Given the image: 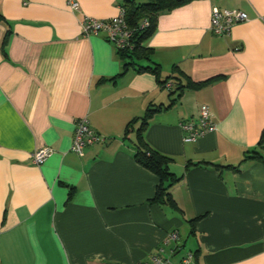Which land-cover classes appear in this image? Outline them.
<instances>
[{
  "label": "crops",
  "instance_id": "0c3cea01",
  "mask_svg": "<svg viewBox=\"0 0 264 264\" xmlns=\"http://www.w3.org/2000/svg\"><path fill=\"white\" fill-rule=\"evenodd\" d=\"M122 1L0 0L10 31L0 49V264H150L160 249L173 263L197 252L185 264H264V163L242 161L253 150L264 158V0H191L160 13L144 43L141 65H158L161 79L174 66L193 83L221 77L184 91L144 133L180 178L170 188L178 211L149 203L158 178L134 160V134L123 139L147 105L169 103L174 80L161 89L130 68L108 81L124 62L103 34L81 32L84 18L109 20ZM213 7L248 21L215 36ZM5 31L0 24V45ZM201 106L214 127L183 143L181 124ZM82 118L103 140L78 157L70 148ZM42 147L53 152L37 166Z\"/></svg>",
  "mask_w": 264,
  "mask_h": 264
},
{
  "label": "trees",
  "instance_id": "16d2710c",
  "mask_svg": "<svg viewBox=\"0 0 264 264\" xmlns=\"http://www.w3.org/2000/svg\"><path fill=\"white\" fill-rule=\"evenodd\" d=\"M191 0H145V2L138 3L136 0H123L120 7L125 11V20L129 26H137L143 20H146L148 25L142 29L136 31L133 35L132 42L133 48L129 50L118 51L117 54L121 61L124 62L121 72L114 78L108 81L114 82L117 78L122 77L130 68H133L136 72H150L156 76L161 89H166L165 84L169 80H174L175 88L168 90L169 103L167 105L153 104L150 103L146 106L144 113L141 117L131 119L125 126L123 132V139H126L129 134H134L133 149H134V160L138 165L153 173L158 178V185L156 186L155 194L150 204H158L170 207L174 210H179L175 201L173 200L170 188L172 185L177 183L180 178L173 174L169 165L171 159L153 150L145 141L144 133L149 125L152 117L163 111H167L176 105L183 92L186 90L197 91L200 90L218 80L221 77H213L208 80L199 83H193L189 77L184 74L177 67L172 68V72L176 73L174 76L166 77L165 79L160 78L159 66L155 64V67L142 66L139 62L143 60L150 61L151 49L146 48L144 43L154 34L156 30L157 17L160 13L174 10L178 7L185 5ZM0 24L6 26V31L3 36L0 49L4 53V49L7 44L8 34L10 33L8 23L0 14ZM107 80H102L105 82ZM137 125V127H135ZM264 144V130L262 136L257 144L258 148L262 149ZM245 160H258L264 163V158L258 151H248L245 153L242 161ZM241 163V162H240ZM215 168L230 169L238 172V166H214ZM199 217L187 221L191 227L190 234H194V225ZM193 257H197V252L192 253Z\"/></svg>",
  "mask_w": 264,
  "mask_h": 264
},
{
  "label": "built area",
  "instance_id": "2783aa9c",
  "mask_svg": "<svg viewBox=\"0 0 264 264\" xmlns=\"http://www.w3.org/2000/svg\"><path fill=\"white\" fill-rule=\"evenodd\" d=\"M71 10L77 9V3L69 2ZM248 21L246 14L239 10L219 9L213 7L210 14V32L218 37L227 36L230 33L232 26L235 24ZM148 25L146 20L140 22L137 26H129L125 20V11L119 7L118 14L109 20H96L92 18H84L81 22V32L84 36L103 34L105 39L110 42L118 51L129 50L133 48L132 38L136 31ZM165 88H171L170 83L165 84ZM214 124L210 118V113L205 106H201L198 116L195 120L191 119L181 124L184 132L182 142L194 143L198 138L202 137L207 131L212 130ZM103 140L97 135L88 125L85 118L77 121L74 130V137L70 151L78 157L84 155V150L88 146L99 143ZM53 150L49 147H42L35 150L31 156L33 164L41 165L51 154ZM176 234H170L169 240H175ZM159 253L153 255L150 259V264H185L190 261L192 255L189 254L181 259L178 263H173L169 257ZM136 264H148L146 262H138Z\"/></svg>",
  "mask_w": 264,
  "mask_h": 264
},
{
  "label": "rangeland",
  "instance_id": "374dc122",
  "mask_svg": "<svg viewBox=\"0 0 264 264\" xmlns=\"http://www.w3.org/2000/svg\"><path fill=\"white\" fill-rule=\"evenodd\" d=\"M136 2L141 3V2H145V0H136ZM140 64H143L144 62H139ZM192 242V239L190 238L187 244V248L190 247V243Z\"/></svg>",
  "mask_w": 264,
  "mask_h": 264
}]
</instances>
